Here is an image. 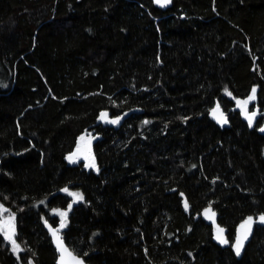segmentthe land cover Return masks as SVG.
<instances>
[{"label":"trees","instance_id":"trees-1","mask_svg":"<svg viewBox=\"0 0 264 264\" xmlns=\"http://www.w3.org/2000/svg\"><path fill=\"white\" fill-rule=\"evenodd\" d=\"M261 129L264 0H0V264H56L47 220L92 264H264V226L237 255L196 218L264 214Z\"/></svg>","mask_w":264,"mask_h":264},{"label":"water","instance_id":"water-1","mask_svg":"<svg viewBox=\"0 0 264 264\" xmlns=\"http://www.w3.org/2000/svg\"><path fill=\"white\" fill-rule=\"evenodd\" d=\"M154 2H155V0H154ZM218 105H219V112H217L215 115L213 114V109H216V107H217V105H216L212 108L210 115L215 120V122L217 124H219L221 126H225L229 123V115H228V112L220 104H218ZM132 111H135V109H133ZM104 113H107V112H104ZM221 113L223 114V119L227 121L226 123L220 122V114ZM253 113L255 114L254 116H253ZM253 113H250V114L245 116L247 121H248L249 116H252V122H253L254 119L260 115V111L258 109H256V111ZM109 121H110V118H108V113H107L106 117H104V118L100 117V119H99V122H109ZM185 202L187 203V201H185ZM187 205H188V203H187ZM209 208L211 211L206 214L205 210L209 209ZM212 213H214L215 215L212 216ZM261 216H264V214L260 215L257 218L249 216L252 218L251 221L248 220L249 217H246L242 222H240L237 229H236V234H235V238H234L233 242H231V240L227 237L225 228L219 223V213H218V211H216L214 209V207L212 205H208V206L204 207L200 213H197L196 218L202 217V219L212 227V230H213L212 231V239L216 244H218L221 247H227V246L232 244L233 248L235 249V245L237 243V240H238V238H240L242 240V247H241V251H240V253H241L243 251L244 247L246 246V244L248 243V241L251 239V236L253 234L255 226L256 225L264 226V222H262L259 219ZM14 219H16V218H14ZM4 222L5 221L3 220V218H0V225H3ZM13 223H14V220L9 219V224L6 228V231H8L10 234H12L11 230L14 229V235H15L16 230L13 226ZM44 226L48 232V235L51 238V242H52V244L56 250V253H57L56 264H75V261L72 259V257H75L76 260L81 261L82 264H92V263L88 262L84 258L83 255H80L78 252H76L74 249H72L70 247V245H68V243L64 239L62 232L56 226H54L49 220L45 221ZM218 229H223V232L220 235H222V238L225 241H227V243H221L220 240H218L216 238L218 235V231H217ZM53 230H56L55 236L53 235ZM2 231L3 230H0V233ZM245 235L247 236L246 239H244ZM57 236L59 237V242H62L63 248L67 249V252H62L60 247H58ZM68 253H71V256H69Z\"/></svg>","mask_w":264,"mask_h":264},{"label":"snow or ice","instance_id":"snow-or-ice-1","mask_svg":"<svg viewBox=\"0 0 264 264\" xmlns=\"http://www.w3.org/2000/svg\"><path fill=\"white\" fill-rule=\"evenodd\" d=\"M155 2L158 3V4H160L161 6H164V5L168 4V3H170V0H155ZM226 91H227V90H226ZM255 91H256L255 88H253V89H252V93H253V95L249 96V98H248L249 100L254 99ZM229 95H230V93H229ZM242 103L246 105V104L248 103V101H243ZM217 112H219V105H217L216 109H213V114H214V115H215ZM254 115H255V114L253 113V116H254ZM106 116H107V113H102V114H101V118H104V117H106ZM248 121H249V125H251V124H252V116H249V117H248ZM117 122H118V120H111V121H110V123H113V124H115V123H117ZM220 122H221V123H226V122H227L226 120L223 119V114H222V113L220 114ZM261 131H264V129H261ZM81 139H83V137H82ZM69 159H70V161H71L72 158L69 157ZM73 162H74V161H73ZM93 166H94V165H93ZM63 191L68 192V189L65 188V189H63ZM68 194H69L70 196L74 197V201H73V202H75L76 200H82V199H83V196H82L80 193H71V192H69ZM0 207H2V206H0ZM187 207H188V205H187V203L185 202V208L187 209ZM69 208H71V204L69 205ZM5 211H6V209H5ZM205 211H206V214H207V213L210 212L211 210H210V208H209V209H206ZM59 215H60L61 217H66V216H67V213H66V212H60ZM214 215H215V214L212 213V216H214ZM259 219H260L262 222H264V216H261ZM248 220L251 221L252 218L249 217ZM246 223H247V222H246ZM6 226H7V222H4L3 225H0V230H3V228L6 227ZM60 226H61V228L64 227V222H63V220L61 221V225H60ZM217 231H218V235H217L216 238H217L218 240H220L221 243H227V241H225V240L222 238V235H220V234H222L223 229H218ZM11 232H12V234H9L8 231H5V232H4V235H5V238H6V239H8V240L11 241L12 246H13V251L16 252V251H19L20 249H19V245L16 244V241L12 238L13 235H14V229H12ZM53 235H54V236L56 235V230H53ZM246 238H247V236L245 235V236H244V239H246ZM57 240H58V247H60L61 251H62V252H67V249L63 248L62 242H59V237H58V236H57ZM241 247H242V240H241L240 238H238L237 243H236V245H235V251H236V254H237V255H240ZM68 255L71 256V253H68ZM72 259L75 261V264H82V262L79 261V260H76L75 257H72Z\"/></svg>","mask_w":264,"mask_h":264},{"label":"rangeland","instance_id":"rangeland-1","mask_svg":"<svg viewBox=\"0 0 264 264\" xmlns=\"http://www.w3.org/2000/svg\"><path fill=\"white\" fill-rule=\"evenodd\" d=\"M82 137L83 139H81ZM95 139H96V135H94L92 132L88 131L87 133H84L80 137V140H79V143L76 149L69 155V157L72 158L71 161H77V162L84 161L85 163H87V161L89 160L88 158L90 156V152H91L90 151L91 144ZM5 231H6V228L3 229V232Z\"/></svg>","mask_w":264,"mask_h":264},{"label":"flooded vegetation","instance_id":"flooded-vegetation-1","mask_svg":"<svg viewBox=\"0 0 264 264\" xmlns=\"http://www.w3.org/2000/svg\"><path fill=\"white\" fill-rule=\"evenodd\" d=\"M5 217H6V216L3 217V220H4V221H5ZM6 228H7V227H6Z\"/></svg>","mask_w":264,"mask_h":264},{"label":"built area","instance_id":"built-area-1","mask_svg":"<svg viewBox=\"0 0 264 264\" xmlns=\"http://www.w3.org/2000/svg\"><path fill=\"white\" fill-rule=\"evenodd\" d=\"M90 155H92V153L90 152Z\"/></svg>","mask_w":264,"mask_h":264},{"label":"bare ground","instance_id":"bare-ground-1","mask_svg":"<svg viewBox=\"0 0 264 264\" xmlns=\"http://www.w3.org/2000/svg\"><path fill=\"white\" fill-rule=\"evenodd\" d=\"M122 122H124V121H122ZM186 200V199H185ZM261 215V214H260Z\"/></svg>","mask_w":264,"mask_h":264}]
</instances>
